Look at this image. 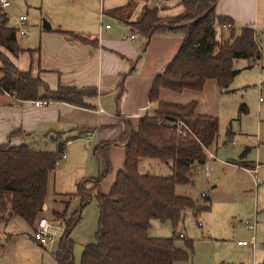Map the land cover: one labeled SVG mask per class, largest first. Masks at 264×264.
Returning <instances> with one entry per match:
<instances>
[{"label":"trees","instance_id":"1","mask_svg":"<svg viewBox=\"0 0 264 264\" xmlns=\"http://www.w3.org/2000/svg\"><path fill=\"white\" fill-rule=\"evenodd\" d=\"M177 1L182 11L174 17L161 19L155 8L143 7L138 18L128 23L146 39L157 33L175 34L182 36L183 42L165 70L152 80L148 100L155 105V114L140 117L136 131L124 124L117 142L125 149L124 162L106 194L100 192L99 183L110 172L107 160L110 145L103 143L94 148V155L103 158L104 170L101 175L77 184L78 208L67 220L61 219L65 230L53 253L57 264H74L69 236L80 220L79 212L91 198L97 203L98 227L94 243L84 246L80 264H174L189 258L188 252L174 246L178 237H150L148 229L153 219L168 221L175 234L183 209H190L194 217L209 209L208 196L201 195L194 201L175 194V187L191 183L196 166L205 164L204 149L214 143L219 123L215 117L197 115L194 102L178 105L160 101L159 92L161 89L201 91L209 79L215 80L223 91L236 75L233 60L259 58L260 35L248 25L235 27L230 18L216 15L218 0ZM227 24L230 26L225 36L218 35V29L223 30ZM42 28L51 30L47 21H43ZM60 32L82 44L88 42L74 32ZM17 36V29L9 25L7 15L0 14V48L14 56L23 52ZM89 42L96 46V40ZM0 62V92L18 100L42 99L85 107L84 96L94 94L90 88L60 86L50 90L39 77L31 76L30 71L17 69L1 50ZM176 119L190 129L185 136L178 135L170 125ZM142 159L170 162L171 175L140 173L138 163ZM58 161L59 154L55 152L37 151L26 145H0V222L21 217L33 227L46 200L49 174ZM87 184L92 187L87 188ZM53 217L60 219L62 215L53 213ZM179 238L192 249L191 239Z\"/></svg>","mask_w":264,"mask_h":264},{"label":"crops","instance_id":"2","mask_svg":"<svg viewBox=\"0 0 264 264\" xmlns=\"http://www.w3.org/2000/svg\"><path fill=\"white\" fill-rule=\"evenodd\" d=\"M153 1L157 3L152 5ZM100 3L99 15L95 18L81 13L72 14L57 26L49 24L51 30L41 28L35 42L19 44L24 51L17 56L0 48L17 69L30 71L31 76L39 77L50 90H56L60 86L94 90V94L84 96L85 107L61 101H47L43 106H36L35 100H18L6 92H0V145H26L33 150L58 153L59 160L63 161L60 165L56 164L55 170L59 165L57 172L71 164L79 172V176H65L76 190L77 184L83 179L95 178L103 173V158L94 155L93 151L95 147L108 143L110 172L99 183L100 192L106 194L124 162L125 149L117 144L124 124L128 123L136 131L140 117L155 114V105L148 100L152 80L175 57L183 37L157 33L146 39L128 25L135 21L143 7L155 8L161 19L178 15L182 6L177 0H100ZM125 10H129L131 18L128 20L119 15L120 11ZM215 14L230 18L235 27H252L260 35L258 42L264 37V0H218ZM228 27L223 30L226 31ZM60 31L82 35L88 42L82 44ZM131 35L133 38H130ZM89 40H96V46L90 45ZM159 100L178 105L194 102L197 115L218 119L221 114L222 91L215 80L209 79L201 91L185 89L174 92L161 89ZM60 142L62 144L58 146ZM245 149L247 150L243 153ZM255 149V161L246 159L250 148L245 147L238 163L227 162L241 168L254 181L258 179L256 175L259 168L264 166V162L259 161V157L264 158V150ZM204 150L205 164L196 168L206 167L208 153L214 155L212 159H216V145L212 144ZM82 162L87 165L84 169L79 168ZM138 171L166 177L171 175V164L142 159L138 163ZM204 175L209 176L207 168L204 169ZM86 187L91 188L92 184H87ZM70 195L74 199L78 198L75 192ZM201 195L209 197V211L211 197ZM47 211L45 200L41 214ZM53 213L59 211L53 209L45 215L51 214L49 217H53ZM10 221L4 223L8 224ZM30 227L33 232L34 227ZM31 239L27 241L28 245L23 244L24 247L22 242L14 241V244H18V251L25 253L22 260L11 259L5 246L7 241L0 243V264H57L53 256L56 247L48 250L47 246L37 242L32 236Z\"/></svg>","mask_w":264,"mask_h":264},{"label":"rangeland","instance_id":"3","mask_svg":"<svg viewBox=\"0 0 264 264\" xmlns=\"http://www.w3.org/2000/svg\"><path fill=\"white\" fill-rule=\"evenodd\" d=\"M8 1L9 7L5 10L0 8V14L7 15L10 26L17 29V18L20 15L26 16L25 35L17 36L21 45L37 40L43 21H47L51 26H57L66 21L68 19L66 17L80 13L95 18L99 15L101 6L100 0ZM155 3L157 2L153 1L152 5ZM119 15L127 20L131 18L129 10L120 11ZM217 32L219 35L220 30ZM224 33L225 31L222 34ZM258 47L259 58L233 60L236 75L231 84L222 91L218 132L213 143L216 145L214 152L216 159H209L206 167L195 168L191 183L175 187V194L189 197L194 201H198L201 194L209 195L210 210L194 217L190 209H183L182 220L175 234L168 221L153 219L150 222L148 229L150 237L170 238L175 235L178 238L174 240V246L188 252L187 260L174 264H264V166L259 168L256 175L258 179L254 181L238 166L227 164L238 163L240 153L245 147L250 148L246 159L251 161H255L256 158L255 148L264 150V37L258 42ZM229 128L230 134L227 135ZM259 159L260 162H264L263 157ZM62 161L63 159L59 160L57 164L60 165ZM74 166L71 164L60 172L55 170L50 173L46 195L48 211L42 213L43 215L56 209L62 215L58 220L62 221L64 218L65 220L70 218L77 210L79 199H74L70 195L75 192V187L73 185L71 187V183L65 178L67 175L70 178L79 176ZM86 166V162H82L79 168L84 169ZM205 168L209 172L208 177L204 175ZM79 216L80 220L69 236L73 245L74 264H80L84 246L95 241L98 227L95 198L79 212ZM36 222L37 220L33 227ZM31 236V227L21 217L11 219L8 224L0 222V243L7 241L5 246L11 259L22 260L25 254L18 251V244L16 242L14 244V241L22 242L24 247L23 244L28 245L27 241ZM180 236L192 240V249H189ZM237 241H241L242 244L238 245ZM58 243L59 241L52 247L47 246V249L52 250Z\"/></svg>","mask_w":264,"mask_h":264},{"label":"built area","instance_id":"4","mask_svg":"<svg viewBox=\"0 0 264 264\" xmlns=\"http://www.w3.org/2000/svg\"><path fill=\"white\" fill-rule=\"evenodd\" d=\"M9 5L10 3L8 0H0L1 9L5 10L9 7ZM25 21V15H20L17 18V34L19 37H24L25 35ZM224 27H228V25H225ZM130 38H133V36L131 35ZM46 103L47 101L42 99L34 101V104L36 106H43ZM170 125L178 135L185 136L188 132H190V129L187 127V125L179 119L172 121ZM61 157H64V154H61ZM208 158L212 159L214 158V155L208 153ZM205 174L207 175V172H205ZM64 230L65 225L62 221L42 214L38 217L37 222L33 228L32 237L44 246H52L54 243L60 240L64 233ZM238 244H242L241 241H238Z\"/></svg>","mask_w":264,"mask_h":264},{"label":"water","instance_id":"5","mask_svg":"<svg viewBox=\"0 0 264 264\" xmlns=\"http://www.w3.org/2000/svg\"><path fill=\"white\" fill-rule=\"evenodd\" d=\"M59 145L58 146H61L62 142L58 143ZM58 151H60V149L58 148Z\"/></svg>","mask_w":264,"mask_h":264}]
</instances>
